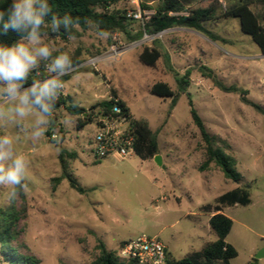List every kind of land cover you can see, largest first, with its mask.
Returning <instances> with one entry per match:
<instances>
[{
	"label": "rangeland",
	"instance_id": "1",
	"mask_svg": "<svg viewBox=\"0 0 264 264\" xmlns=\"http://www.w3.org/2000/svg\"><path fill=\"white\" fill-rule=\"evenodd\" d=\"M138 2L137 6L134 0H117L110 10L129 12L141 8ZM214 4L219 8L218 17L205 26L225 41H213L184 27L168 29L157 40L175 71H191L188 92L195 108L219 145L237 159L242 180L236 183L226 178L214 163L201 171L205 143L193 123L188 96L178 92L164 58L155 67L140 61L144 46L153 44V40L131 38L143 29L140 22L129 20L131 36L114 32L100 38L89 25L78 27V34L68 38L47 33L43 42L56 49L54 56L66 52L81 62L68 73L70 79L62 93L93 114L92 107L109 100L111 88L116 89L132 117L147 122L158 133L163 166L154 158L142 160L134 152L125 159L95 160L99 115L94 113L93 122L78 129V117L59 109L56 126L48 128L57 134V138L51 136L53 143L46 133L36 143L27 134L15 142L16 151L30 162L27 190L10 202L9 189L0 187V211L13 207L20 216L19 236L13 243L18 253L35 256L41 264H90L99 256V240L120 254L122 241L146 234L171 243L173 257L182 259L189 256L191 236L199 230L195 215L186 218V213H205L204 205L245 187L251 203L223 209L234 222L228 241L238 251L228 264H264V257L256 258L264 248V115L243 103L239 94L216 87L200 71L201 66L210 68L226 86L247 90V98L264 108V54L252 37L242 32L239 19L223 17L228 1L214 0ZM252 9L259 16L264 12L258 2ZM142 12L143 16L152 13ZM113 45L121 50L116 58L109 55ZM91 58L99 59L97 68L86 63ZM45 63L34 71L47 79L51 74ZM158 81L178 92L173 108L171 98L151 94ZM4 134L15 137L18 133L9 124L0 126V135ZM63 164L86 189L85 194L71 188L68 179L53 181L62 175ZM201 243L194 239V249ZM0 264H10L1 246Z\"/></svg>",
	"mask_w": 264,
	"mask_h": 264
},
{
	"label": "trees",
	"instance_id": "2",
	"mask_svg": "<svg viewBox=\"0 0 264 264\" xmlns=\"http://www.w3.org/2000/svg\"><path fill=\"white\" fill-rule=\"evenodd\" d=\"M117 0H49L53 13L59 17L65 14L70 15L74 19H79L80 24L70 30V34L61 30L53 33L50 27L43 29L50 35L68 38L78 34L77 28L86 29L88 24L84 21L87 18L93 22H99L100 30L107 31L109 34L114 32H123L131 36L128 31L129 19L126 17L127 12L118 10H110L112 4ZM228 6L224 10L223 17L239 19L241 30L243 33L252 37L253 41L258 45L262 54H264V12L259 16L252 9L255 2L264 6V0H227ZM11 0H0V7H6ZM142 11H152L145 20L143 29L135 36L134 39H140L144 33L154 35L162 31H166L175 27H184L196 30L205 34L213 41H225L219 35L208 29L205 24L216 20L219 8L214 4V0H140ZM50 20V18H48ZM21 38L15 32H9L7 35H0V44H13ZM164 58L169 71L173 72L177 83L178 92L187 94L189 99L190 113L195 126L199 129L201 137L205 143L206 160L201 165V171L206 170L211 163L218 166L224 173V176L236 183H239L243 176L237 168V159L229 154L226 149L219 145L215 136L207 130V127L195 108L194 102L188 89L191 85V71L187 70L184 74L175 71L171 65V59L167 52L163 51L159 40H153L151 46H144L139 55L142 63L155 67L158 61ZM73 67L81 62L72 59ZM201 73L210 78L214 85L227 93H237L240 95L243 103L252 106L264 115V108L247 98L248 91L238 86H226L214 72L206 67H200ZM45 76L33 71L27 80L26 87L31 85L33 80H43ZM65 83L70 79L67 74L61 78ZM151 94L161 98H171V107L173 108L177 102V93L171 88L167 82L158 81L154 83L150 89ZM117 103L122 109V115L126 116L130 123L128 128L129 136L134 138L133 150L142 160L153 159L160 153L158 133L153 131L147 122L136 120L132 117L130 109L126 103L119 98L116 89L111 88V97L92 107L93 114L80 106L71 95H60L54 109V121L49 128L56 126V114L59 109L63 108L72 116L78 117L77 127L82 129L93 122L95 115L110 117L112 107ZM97 110V114L95 112ZM49 141L53 143L55 140L51 138L53 135L50 130L46 132ZM63 162V156L60 155ZM63 173L61 176L53 178V181L60 183L64 179H68L71 188L80 194H85L86 189L77 182V180L66 171L63 164ZM251 203L250 191L248 188L237 187L216 198L214 204H206L202 207L205 212H213L209 224L211 229L217 235V240L207 244L200 251L191 253L188 257L175 259L168 254L166 264H228L231 259L238 256L237 249L227 242V238L233 227V220L223 213L225 207L235 206L237 204L248 206ZM19 213L12 207L9 210L0 211V246L4 254V259L10 264H41V260L32 255H22L17 252L13 243L17 240L19 233L16 231L19 222ZM121 243L120 250L123 246ZM99 256L90 264H139L137 260L131 258H123L115 250H110L101 240L98 241ZM119 250V251H120Z\"/></svg>",
	"mask_w": 264,
	"mask_h": 264
},
{
	"label": "clouds",
	"instance_id": "3",
	"mask_svg": "<svg viewBox=\"0 0 264 264\" xmlns=\"http://www.w3.org/2000/svg\"><path fill=\"white\" fill-rule=\"evenodd\" d=\"M84 22L100 38L109 35L100 30L99 22L87 18ZM79 24V19L68 14L59 17L53 13L49 0H11L6 7H0V35L11 31L21 38L10 45L0 44V126L14 125L18 133L15 137L0 135V187L9 189L10 202L28 187L25 180L30 162L16 151L15 142L21 134H27L33 143L45 135L54 121L56 102L64 89L61 78L73 68L66 52L53 55L56 49L43 42L47 35L43 29L50 27L53 33L63 30L70 34ZM41 62H46L44 67L51 75L33 80L26 87L29 75L39 69ZM33 116L30 124H26Z\"/></svg>",
	"mask_w": 264,
	"mask_h": 264
},
{
	"label": "built area",
	"instance_id": "4",
	"mask_svg": "<svg viewBox=\"0 0 264 264\" xmlns=\"http://www.w3.org/2000/svg\"><path fill=\"white\" fill-rule=\"evenodd\" d=\"M134 2L137 6L139 5L138 0H134ZM126 17L129 20L140 22L143 27L145 20L148 18V16H143V12L139 7L127 12ZM163 33L164 31L154 35L144 33L142 39L152 41L161 37ZM120 54L121 50L113 45L109 55L116 58ZM86 63L97 68L99 59L91 58ZM112 114L110 117L99 116L97 120V131L94 138L95 148L93 149L95 160L100 161L109 157L125 159L134 152V138L127 133L129 119L122 115V109L117 103L112 107ZM52 136L57 138L56 133H53ZM120 254L123 258L137 260L139 264H166L168 249L159 237L142 234L135 239L126 241L120 250Z\"/></svg>",
	"mask_w": 264,
	"mask_h": 264
},
{
	"label": "crops",
	"instance_id": "5",
	"mask_svg": "<svg viewBox=\"0 0 264 264\" xmlns=\"http://www.w3.org/2000/svg\"><path fill=\"white\" fill-rule=\"evenodd\" d=\"M240 22V21H239ZM240 28H241V25H240ZM100 62V61H99ZM65 95V94H64ZM67 95V94H66ZM160 148V147H159ZM162 157V156H161ZM225 210V208H224ZM223 210V213L225 212ZM205 212V211H204ZM195 215V218H196V221L198 222V225L197 227L199 228V230H197L195 233H193V236H191V244H189V249H190V253H193L195 251H200L201 249H203L207 244L211 243V242H214L217 240V235L215 234V232L211 229L210 227V224H209V221H210V218L214 215L213 212H205V213H195V212H188L186 213L185 217L186 218H193L192 217ZM191 216V217H189ZM228 216V215H227ZM194 239L202 242L200 247L198 248H195L193 247V243H194ZM123 243H125L126 241H122ZM121 242V243H122ZM227 242L230 243L228 241V238H227ZM166 246H167V249H168V254L173 257V247H171V243L167 242L166 241ZM174 258V257H173Z\"/></svg>",
	"mask_w": 264,
	"mask_h": 264
},
{
	"label": "water",
	"instance_id": "6",
	"mask_svg": "<svg viewBox=\"0 0 264 264\" xmlns=\"http://www.w3.org/2000/svg\"><path fill=\"white\" fill-rule=\"evenodd\" d=\"M154 161L158 164V165H160V166H163V163H162V157H161V155L160 154H158V155H156L155 157H154ZM262 257H264V248L256 255V258H262Z\"/></svg>",
	"mask_w": 264,
	"mask_h": 264
}]
</instances>
